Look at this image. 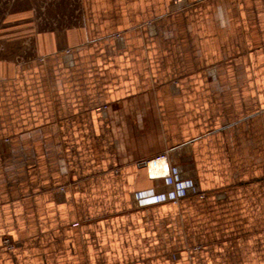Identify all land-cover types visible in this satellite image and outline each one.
Instances as JSON below:
<instances>
[{"label":"crops","instance_id":"1","mask_svg":"<svg viewBox=\"0 0 264 264\" xmlns=\"http://www.w3.org/2000/svg\"><path fill=\"white\" fill-rule=\"evenodd\" d=\"M0 264H264V0H0Z\"/></svg>","mask_w":264,"mask_h":264},{"label":"built area","instance_id":"2","mask_svg":"<svg viewBox=\"0 0 264 264\" xmlns=\"http://www.w3.org/2000/svg\"><path fill=\"white\" fill-rule=\"evenodd\" d=\"M150 175H151V176H154V177H163V178H167V179H169V183H170V184H175V183H176V187L178 188L177 190H179V193L181 192L182 194H184V187L181 186L179 183H177L176 180H172V179L168 176V174L166 175L165 172H163L162 174L159 173V174L153 175V174H151V171H150ZM177 192H178V191H177Z\"/></svg>","mask_w":264,"mask_h":264},{"label":"bare ground","instance_id":"3","mask_svg":"<svg viewBox=\"0 0 264 264\" xmlns=\"http://www.w3.org/2000/svg\"><path fill=\"white\" fill-rule=\"evenodd\" d=\"M162 160H156L152 162L151 164V174L156 175V174H161L162 171L160 170ZM163 168V167H162Z\"/></svg>","mask_w":264,"mask_h":264}]
</instances>
